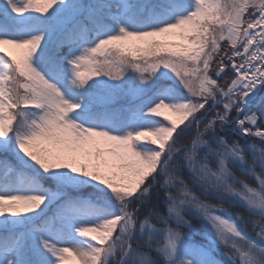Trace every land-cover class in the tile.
<instances>
[{"label":"snow or ice","instance_id":"6c2138e0","mask_svg":"<svg viewBox=\"0 0 264 264\" xmlns=\"http://www.w3.org/2000/svg\"><path fill=\"white\" fill-rule=\"evenodd\" d=\"M0 264H264V0H0Z\"/></svg>","mask_w":264,"mask_h":264}]
</instances>
